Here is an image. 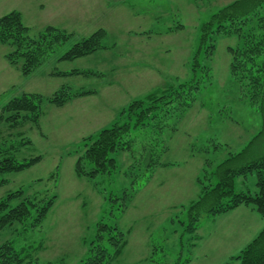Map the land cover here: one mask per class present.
I'll return each mask as SVG.
<instances>
[{"label": "rangeland", "instance_id": "obj_1", "mask_svg": "<svg viewBox=\"0 0 264 264\" xmlns=\"http://www.w3.org/2000/svg\"><path fill=\"white\" fill-rule=\"evenodd\" d=\"M233 1L77 0L86 11L92 9L88 13L91 20L66 18L54 23L51 27L68 34L69 40L27 76L8 64V48L0 44V109L21 94L42 98L37 124L24 123L13 131L2 126L1 141L16 145L30 141L16 151L15 159L39 156L41 160L22 172L2 176L6 183L0 187V198L19 190L24 197H55L40 227L14 224L0 232V246L10 242L16 249L33 250L38 264H80L102 222L116 225L126 235L124 250L111 264H173L186 259V264H234L233 257L264 227L255 211L240 207L202 217L194 235L182 233L179 222L186 221L187 208L199 193L195 179L202 175L206 162L213 169L251 141L247 160L264 154V114L229 75L227 48L236 44L235 37L216 35L212 57L199 55L198 62L210 68L213 81L201 91L176 131H167V149L159 160L169 165L146 167L143 149L148 144L139 135L132 155H112L118 168L111 174L88 179L74 173L84 138L110 127L132 101L191 76L202 25ZM24 3L0 0V17L18 4L26 8V21L32 23L24 25L31 35H37L48 27L44 24L49 19L47 12L45 22L36 23L40 15L36 4ZM76 9L80 7L75 5ZM81 14L71 16L76 19ZM98 30L104 32L101 45L105 49L74 61H59L75 43ZM74 71L99 75H54ZM63 87L95 94L62 107L49 104L47 100ZM214 144L221 148L214 151ZM252 180L236 179L235 191L250 188Z\"/></svg>", "mask_w": 264, "mask_h": 264}, {"label": "trees", "instance_id": "obj_2", "mask_svg": "<svg viewBox=\"0 0 264 264\" xmlns=\"http://www.w3.org/2000/svg\"><path fill=\"white\" fill-rule=\"evenodd\" d=\"M263 15L264 0H234L214 13L201 27L198 50L190 65L191 76L176 86L168 85L145 98L132 101L119 112L110 127L101 130L96 136L84 138L74 166L75 175L78 178L95 179L99 175L111 174L118 168L112 155L137 151L133 146L139 135L148 144L143 149L147 152L145 166L152 168L169 165L159 160L167 149L165 135L167 131H176L179 121L199 101L201 91L212 84L210 68L200 64L198 57L202 53L207 59L212 57L216 35L236 38V44L227 48L230 55L229 75L239 85L240 91L249 96L252 104L257 103L258 109L264 114V61L261 59L264 55ZM103 36L104 32L98 30L80 40L59 61H74L105 49L101 45ZM69 38L65 32L51 26L45 27L37 35H31L30 29L24 25L17 12L0 17V44L8 48L5 59L23 76L34 72L56 47ZM54 75L99 74L74 71L68 74L57 72ZM67 89L68 87L61 88L47 102L55 107H62L73 99L95 94L92 91L72 92ZM41 102L39 95L21 94L0 109V187L6 183L2 176L22 172L41 160L39 156L23 161L15 159L16 151L30 144L28 140L18 145L8 144L6 139L1 141L4 136L3 125H6L7 130L13 131L24 123L37 124ZM200 106L203 108V103ZM251 144L252 141L238 153H229L213 169L211 162L205 163L202 175L195 179L199 193L187 208L186 221L179 222L182 233L194 235L202 217L227 214L240 207L252 209L264 220V154L247 160ZM220 148L221 145L218 144L213 146L214 151ZM248 177L254 178L252 186L236 192L235 180H247ZM54 199V196L38 199L24 197L20 190L0 198V232L14 224L29 223L30 229L40 227L51 210ZM123 207H127L126 203H123ZM126 244V235L116 225L101 222L97 225L96 235L88 243L86 257L80 264H111L121 255ZM41 249L42 245L39 247ZM232 261L234 264H264V227ZM188 262L187 259L184 263L178 260L173 264ZM0 264L38 262L33 250L16 249L10 242H5L0 246Z\"/></svg>", "mask_w": 264, "mask_h": 264}, {"label": "crops", "instance_id": "obj_3", "mask_svg": "<svg viewBox=\"0 0 264 264\" xmlns=\"http://www.w3.org/2000/svg\"><path fill=\"white\" fill-rule=\"evenodd\" d=\"M11 3L14 4V0H8ZM25 2L24 4H30L32 7L36 4V12L40 14L35 18V22H45L44 14L47 12V17L49 18L46 23V26H52L56 22L60 21H67L69 20H75V22L81 21V22H89L91 19L88 18V13H92V9L90 11H86L84 9L83 4H77V0H22ZM88 4V3H87ZM77 5L80 7V9L73 10L74 6ZM89 5V4H88ZM13 12H17L20 14L22 21L24 24L29 23L32 24L26 19L29 17L26 12V8L23 7L21 9L18 7V4L16 5L15 9ZM74 12H80L82 13L80 15V18L74 19V17L71 16L72 13ZM67 18V19H66ZM26 22V23H25Z\"/></svg>", "mask_w": 264, "mask_h": 264}]
</instances>
